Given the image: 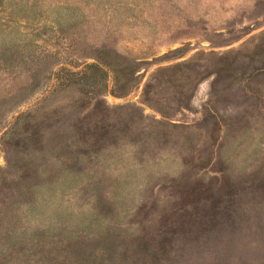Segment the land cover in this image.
I'll return each instance as SVG.
<instances>
[{"label": "rangeland", "instance_id": "rangeland-1", "mask_svg": "<svg viewBox=\"0 0 264 264\" xmlns=\"http://www.w3.org/2000/svg\"><path fill=\"white\" fill-rule=\"evenodd\" d=\"M0 264H264V0H0Z\"/></svg>", "mask_w": 264, "mask_h": 264}]
</instances>
